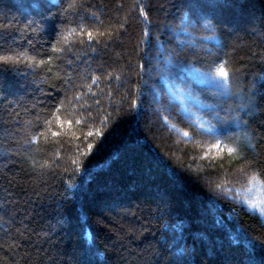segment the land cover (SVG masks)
I'll use <instances>...</instances> for the list:
<instances>
[{"label":"trees","instance_id":"1","mask_svg":"<svg viewBox=\"0 0 264 264\" xmlns=\"http://www.w3.org/2000/svg\"><path fill=\"white\" fill-rule=\"evenodd\" d=\"M253 179L264 0H0V264H264Z\"/></svg>","mask_w":264,"mask_h":264},{"label":"rangeland","instance_id":"2","mask_svg":"<svg viewBox=\"0 0 264 264\" xmlns=\"http://www.w3.org/2000/svg\"><path fill=\"white\" fill-rule=\"evenodd\" d=\"M228 14L229 15L227 16H229V22L231 23V25L226 29V31L229 34L231 33L235 38L240 36L241 33L237 31L236 27H238L240 23H246L254 17L251 12H239L235 9H233ZM247 28H249V30L251 31L253 30V32L255 31L253 25L248 26ZM203 39L210 42L215 41L213 36H205L203 37ZM184 71L194 82L198 84L213 87L221 91H224L226 89L227 84L224 83V78L220 77L217 74L218 69L211 73L201 71L194 67H188ZM26 93L31 94L32 91H28L27 89ZM173 97L180 102L183 115L186 118L190 119L195 125L203 128V121L193 110V107H201V103L196 101L194 98L185 95V93H181L179 91L173 93ZM17 101H19V99ZM230 189L232 190L231 196L235 199L238 205L243 207L247 212L256 214L262 221H264V190L258 180L253 179L244 187Z\"/></svg>","mask_w":264,"mask_h":264},{"label":"snow or ice","instance_id":"3","mask_svg":"<svg viewBox=\"0 0 264 264\" xmlns=\"http://www.w3.org/2000/svg\"><path fill=\"white\" fill-rule=\"evenodd\" d=\"M88 35H89V37H91L92 33L89 32ZM217 74L220 77L224 78V83L227 84L228 72L225 71V69H224V67L222 65L219 67ZM93 83H95V81H93ZM53 135H56V133H53ZM89 135H91V133H89ZM185 135H187V133H185ZM217 147H219V145H217ZM233 151H234V149H232V148L228 149L229 153H232Z\"/></svg>","mask_w":264,"mask_h":264}]
</instances>
